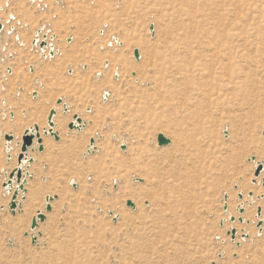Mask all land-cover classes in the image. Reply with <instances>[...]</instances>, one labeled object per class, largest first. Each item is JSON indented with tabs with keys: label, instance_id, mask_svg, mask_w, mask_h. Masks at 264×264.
Here are the masks:
<instances>
[{
	"label": "rangeland",
	"instance_id": "obj_1",
	"mask_svg": "<svg viewBox=\"0 0 264 264\" xmlns=\"http://www.w3.org/2000/svg\"><path fill=\"white\" fill-rule=\"evenodd\" d=\"M0 18V264H264V186L253 183L256 165L248 160L264 162V0H0ZM203 32L223 39L213 76L210 52L192 56L174 47ZM60 98L69 110L59 105L55 122L71 118L60 139H50L60 144L92 130L69 165L46 144L44 152L30 149L42 160L26 164L31 176L14 212L19 184L8 180L21 149L10 156L5 136L18 127L23 142L35 123L47 125ZM75 114L87 122L70 130ZM159 133L172 142L160 146ZM123 136L126 144L115 140ZM177 145L190 158L187 180L176 179L179 166L170 161ZM140 190L145 195H128ZM152 191L156 203L146 197ZM249 191L255 202L242 214L238 205ZM225 192L235 222L225 221ZM49 194L57 196L51 211ZM40 209L46 219L33 240Z\"/></svg>",
	"mask_w": 264,
	"mask_h": 264
},
{
	"label": "bare ground",
	"instance_id": "obj_2",
	"mask_svg": "<svg viewBox=\"0 0 264 264\" xmlns=\"http://www.w3.org/2000/svg\"><path fill=\"white\" fill-rule=\"evenodd\" d=\"M0 22H1V18H0ZM2 23V22H1ZM4 25V24H3ZM152 25H154V24H152ZM40 29H42L43 30V28H40ZM39 30V29H38ZM38 30L36 31V39H37V37H39V35L40 34H37L38 33ZM151 30H154V29H151ZM154 32V31H153ZM42 34V33H41ZM52 36V38L54 37L53 35H51ZM214 36H216V35H212L211 33H209V32H203L202 34H200V35H184V36H182L180 39H179V43L176 45H174V47H175V49L177 50V49H183L184 51H186L187 53H189L190 55H198V54H202L204 51H207V52H210V55H211V62H210V67L212 68V71L210 72V75L211 76H213L215 73H216V71L215 70H213V69H215L218 65H219V61H218V56H219V54L221 53V50H222V48H221V42H222V40L223 39H219V40H217V38H215ZM115 39H116V37H114ZM113 38V39H114ZM20 39V38H19ZM22 39V38H21ZM70 39V40H69ZM114 39V40H115ZM71 40H72V37H70V38H68V42H71ZM37 41H38V39H37ZM112 41V40H111ZM109 42L108 41V44H110V45H112V43H114V42ZM19 42V41H18ZM21 42V41H20ZM115 42L116 43H120L121 41H119L118 39H116L115 40ZM38 43H40V41H38L37 43H36V45L38 44ZM121 44H122V42H121ZM120 44V45H121ZM51 47V46H50ZM49 47V48H50ZM43 49H46V48H43ZM136 49H138V48H136ZM148 50V49H147ZM198 53V54H197ZM49 55H50V53H49ZM48 57V56H47ZM229 57V56H228ZM140 58H141V56H140ZM229 59H231L230 57L228 58V60ZM138 60H140V59H138ZM225 60V59H224ZM121 60H119V64L122 66V65H126L123 61H121ZM231 62V61H230ZM200 64H202L201 63V61H200ZM229 64V63H228ZM119 65V66H120ZM179 65V66H178ZM178 65H176V64H174V66H176L177 67V69H178V67H180V64H178ZM83 66V65H82ZM85 68H87V66L85 65L84 66ZM230 67V66H229ZM229 67H227V70L229 69ZM143 68V67H142ZM117 69V68H116ZM118 69H120V68H118ZM118 69L117 70H115L116 71V75L118 76ZM177 75H179V74H182V72L178 69V71L177 72H175ZM100 74H102V73H99L98 72V74L97 75H100ZM227 75V74H226ZM228 76H230L229 74H228ZM180 78V77H179ZM135 79H138V77L136 76V78ZM139 80V79H138ZM187 85V84H186ZM188 88H189V86H188ZM105 92V94L103 95V96H107L108 95V93H107V91L105 90L104 91ZM188 93H189V90H188ZM35 96H37V95H35ZM63 105L65 104L64 103V100H63V103H62ZM200 104V103H199ZM58 105V104H57ZM61 105V104H60ZM198 106H200V105H198ZM54 108H57V114H58V108H59V105H58V107H54ZM53 109V108H52ZM69 110V109H68ZM68 112V111H67ZM82 113V112H81ZM79 115V114H78ZM80 117L82 118V116H81V114H80ZM84 117L85 116H83V118H82V120L84 119ZM56 118V117H55ZM74 118V117H73ZM86 119V118H85ZM37 120H40V118H37ZM55 120V119H54ZM74 120V119H73ZM67 122H68V118L67 117H63V118H60V120L58 121V122H55V126H54V131L59 135V134H62L65 130H66V125H67ZM83 122H84V124H86V121L85 120H83ZM43 123H45V122H43ZM83 124V125H84ZM108 124V123H107ZM110 124V123H109ZM110 126V125H109ZM31 127H33V126H31ZM40 127V126H39ZM47 128V125L46 126H43V127H41V129L42 128ZM108 127V126H107ZM228 128L229 129V131H230V125L229 124H225L224 125V128ZM3 127H1V129H0V137L2 136V133H3ZM40 129V130H41ZM94 129V128H93ZM17 130L19 131V129H18V127H17V129H16V132L14 133V136H15V139H14V141H12V142H10V141H7L6 139V144H5V147H6V151H10V153H9V155L10 156H12V153H11V151L15 154V153H18L19 152V150L21 149V144H22V142H21V138H20V134H18V132H17ZM92 130V128L91 129H88V131L85 133H83V134H81L80 136H76V135H70V137L69 138H67V137H65L63 140H61V142H60V144H57V143H55L52 139H50V138H48V137H46V138H44V143L48 146V148H50V151L53 153L54 151L56 152V151H59V153H60V155L62 156V158H64V159H60L59 160V158L57 159V160H59V162L60 161H63L64 163H67L66 165H69L68 163L70 162V161H72V159L74 158V151L76 150V149H78L79 147H80V145L83 143V142H85V139L87 138V133H90V131ZM98 130V129H97ZM43 131H44V129H43ZM72 132V131H71ZM7 134H9V133H7ZM41 134H42V132H41ZM160 134V133H159ZM158 134V135H159ZM99 136H102L101 134H98ZM166 136V135H165ZM43 138V137H42ZM230 138V134H229V137H228V139ZM91 139H94V138H91ZM130 139V138H129ZM15 140H18V142H17V146H20V148L19 147H17V148H15L14 147V142H15ZM115 140H117L118 142H120L121 144H126L127 143V140H128V138H126V136H123V137H117ZM137 140V139H136ZM12 143V144H11ZM18 143H20V145H18ZM95 143H90V148H91V150L93 149V147H96V145H94ZM35 145L37 146V139L35 140ZM94 145V146H93ZM93 146V147H92ZM140 146V145H139ZM178 147H177V149H176V153L172 156V159L170 160L172 163H174V165H178L179 166V176L178 177H176V179L177 180H179V178H186V180H187V177H188V175H189V171H188V168L187 167H185L184 165H186V161L188 160V159H190V158H188L187 157V154H186V156H185V153H184V151H185V149H183V151H181L180 150V146L179 145H177ZM90 148H89V150H90ZM13 149V150H12ZM129 149V148H128ZM126 150L127 152L129 151V150ZM138 150V149H137ZM142 150H144V148H142ZM28 154L30 155V150L28 151ZM57 154V153H56ZM195 155H196V157H199V153H194ZM58 155V154H57ZM56 155V156H57ZM132 155V154H131ZM159 156H160V154L159 153H153V158L154 159H160L159 158ZM192 156H194L193 154H192ZM144 157V156H143ZM145 157H146V155H145ZM145 160V159H144ZM156 160V161H157ZM132 163H138L137 161H136V158H131V160H130ZM199 161V160H198ZM252 162H254V164L257 166L258 165V162H260V160H255V161H252ZM63 163V165H65ZM191 164V163H190ZM195 164V163H194ZM26 166V165H25ZM25 166H24V175H26V173L28 174L29 172L26 170V168H25ZM148 166V165H147ZM149 166H150V168H151V170H152V172H153V170H154V166L153 165H150V163H149ZM126 167V166H125ZM150 168H148V169H150ZM130 169H132V167L131 168H126V169H124L123 171H124V174H127L128 173V171L130 170ZM263 173V172H262ZM262 173H261V175H262ZM30 174V173H29ZM133 174V173H132ZM133 175H137V174H133ZM261 175H260V177H258V179H257V184L259 183H261V181L263 180V178L261 177ZM189 178V177H188ZM156 179V178H155ZM148 181V180H147ZM153 181V180H152ZM238 182V181H237ZM71 183H75V182H73V180H71ZM186 184H187V182H186ZM185 184V185H186ZM236 184H238V183H236ZM235 184V185H236ZM150 185V184H149ZM239 187H240V189L241 190H243L244 188H242V187H246L245 185H243V184H241V185H239ZM154 188V187H153ZM152 188V190H154ZM149 189V188H148ZM259 190V192H261V193H264V191L263 190H260V189H258ZM146 191H147V189H146ZM250 192V191H249ZM248 192V193H249ZM225 193H227V192H225ZM224 193V194H225ZM240 193V192H239ZM238 193V194H239ZM20 194V193H19ZM224 194H223V201H224V205L226 204V201L224 200ZM128 195L130 196V197H136V196H138V195H145V192H144V190L142 191V190H140L139 192H131V191H129L128 192ZM229 195V194H228ZM179 196H180V194H179ZM260 196H262V195H260ZM264 196V195H263ZM146 197L147 198H150L151 200H152V202L153 203H156V200H157V194L154 192V194H153V191H152V195H151V192L150 193H148L147 192V194H146ZM248 197L251 199H246L245 198V196H244V198H245V202H241L240 204H243L244 206H245V204H249V205H252L254 202H255V198H251L249 195H248ZM254 197H255V195H254ZM160 198V197H159ZM163 198H165V197H163ZM184 198H185V196H184ZM188 198V197H187ZM244 198L243 199H239V200H244ZM229 199H230V195H229V198H228V201H227V204H228V209L227 210H225L224 209V206H223V209H224V212L225 213H227V216L228 217H226V220L225 221H227V219H229L230 220V222H235V221H232L231 220V217L232 216H234V215H232V211H231V209H230V206H229ZM46 200V199H45ZM18 201V200H17ZM166 201V200H165ZM177 202H178V200H176ZM247 201H249V202H247ZM251 202H253V203H251ZM19 203V202H18ZM239 204V205H240ZM166 205L168 206L169 205V202H167L166 203ZM165 205V206H166ZM238 205V206H239ZM179 206H185V203H184V201L183 200H181L180 202H178V206H177V208H179ZM261 206V205H260ZM259 206V207H260ZM262 207V206H261ZM184 208H186V206L184 207ZM142 209V208H141ZM262 209H263V207H262ZM159 210V209H158ZM245 210H246V208H245ZM38 211H43L42 209H40V210H38ZM38 211H37V213H38ZM44 212V211H43ZM141 212H142V210H141ZM141 212H138V213H140L141 214ZM245 213V212H244ZM243 213V214H244ZM115 215H117V214H115ZM257 215V214H256ZM141 217H142V215H140ZM139 216V217H140ZM137 217V216H136ZM129 218H131L130 216H129ZM244 218V217H243ZM257 218H259L258 216H257ZM262 218V217H261ZM130 220H132V219H130ZM260 220V219H259ZM128 222H130L129 220H128ZM134 222V221H133ZM259 222V221H258ZM131 223H132V221H131ZM221 225H223L224 224V220H221ZM243 223H247V224H249L250 223V220H248V219H245L244 218V222ZM133 225V224H132ZM133 227H135V226H133ZM38 228V227H37ZM36 228V229H37ZM235 227H233V228H231V230L229 231V232H231L233 229H234ZM259 229H260V233L262 232V227H258ZM32 229V228H31ZM236 230H237V234H238V229L237 228H235ZM244 230H242V231H246L248 228L247 227H244L243 228ZM32 230H35V229H32ZM135 230V229H134ZM133 230V231H134ZM249 230V229H248ZM247 230V231H248ZM132 231V232H133ZM136 231V230H135ZM34 234H32V238H33V236H35L36 237V233H37V230H35L34 232H33ZM136 233H137V231H136ZM243 234H247V236H245L244 238H243V234H242V238L243 239H246V238H248V233H245V232H242ZM237 234H236V236H237ZM233 240H235V239H233ZM239 244H241L240 242H238ZM237 243V244H238ZM79 246V245H78ZM224 255V251H222V253L221 254H219V256H220V258H222V256ZM212 262H216V261H212ZM212 262H211V264H212Z\"/></svg>",
	"mask_w": 264,
	"mask_h": 264
},
{
	"label": "water",
	"instance_id": "obj_3",
	"mask_svg": "<svg viewBox=\"0 0 264 264\" xmlns=\"http://www.w3.org/2000/svg\"><path fill=\"white\" fill-rule=\"evenodd\" d=\"M3 27H4L3 24L0 22V36H1L2 30H3ZM151 29H154V25H151ZM47 44H48V42L44 41L43 44H41V46L43 47V46H46ZM51 54L53 55L54 52L52 51ZM134 54H135V57L137 59H140V50L139 49H135ZM9 71L11 72V68H9ZM62 103H63V99L62 98L58 99L57 104L60 105ZM64 109L67 112L69 108L67 105H65ZM56 116H57V108L51 109L49 116H48V127L44 128V134L52 135L56 139H60L59 135L54 131V126H55V120L54 119ZM73 119L74 120L69 124V128L70 129H81L83 127L84 122H83L82 118L80 117V115L75 114ZM5 138L7 141L12 142V141H14L15 136L13 133H9V134H6ZM22 139H23V142L21 144L22 145L21 152L18 154V165L15 169L12 170V172L9 175V180H8L9 186H12L14 181H17L19 184L18 189L14 192V195H13V198H12V201L10 204V206L14 212L16 211V207L18 206L17 200H18L20 190L23 192L26 191L25 185L27 183V176L30 175L27 173H26V175H24V166L27 163H30L34 160L31 156H29L28 151L30 149L36 148L35 147V140L36 139H37L38 149L39 150L44 149L43 138H42L41 130H40V127L38 124H35L33 127L28 128L25 131ZM157 140H158V144L160 146L169 145L172 142V140L169 137L165 136L163 133H160L158 135ZM94 142H95V139H91V143L93 144ZM18 145H20V143H18ZM248 160L249 161H255V160H257V158H256V156H252V157L248 158ZM263 171H264V162L260 161V162H258V165L256 166L255 178L253 179V183L257 184V179H258V177H260V175ZM262 183L264 186V178L262 180ZM73 185H74V187H77V183H74ZM235 188H238V184L235 185ZM248 195L252 199L254 198V192L253 191H250L248 193ZM238 196L240 199H243L244 193L240 192L238 194ZM56 198H57L56 195H50L49 194L46 196V210L47 211L52 210V204L51 203L54 200H56ZM228 198H229L228 193H225L224 194V200L226 201V204L224 205L225 210L228 209V204H227ZM259 198H264V196L263 195L259 196ZM247 202H249V201H247ZM251 203H253V202H251ZM127 204L133 208L136 207V204L131 199L127 200ZM238 211L243 214L246 211L245 206L243 204H240L238 206ZM262 214H263V209L260 206V207H258L257 216L260 218L262 216ZM45 219H46V214L43 211H38L37 215L32 219L31 228L36 229L39 225V222L44 221ZM236 219L237 218L235 216L231 217L232 221H236ZM238 219L241 223L244 222V218L242 216H240ZM263 221L264 220L262 218H260V220L258 222V227L262 226ZM229 233L232 234V237L234 239L236 238L237 230L235 228ZM245 236H247V234H243V238ZM35 239H36V237L33 236V240H35ZM212 264H216V262H212Z\"/></svg>",
	"mask_w": 264,
	"mask_h": 264
},
{
	"label": "crops",
	"instance_id": "obj_4",
	"mask_svg": "<svg viewBox=\"0 0 264 264\" xmlns=\"http://www.w3.org/2000/svg\"><path fill=\"white\" fill-rule=\"evenodd\" d=\"M65 105H68L67 103H65L64 104V107H65ZM48 116H49V114H48ZM66 116H68V121H69V119L71 118V116L70 115H66ZM70 116V117H69ZM44 119V118H43ZM46 121H47V127H48V117L46 118ZM86 121V120H85ZM40 122V121H39ZM87 122V121H86ZM35 124H38V123H35ZM34 124V125H35ZM33 125V126H34ZM39 126H40V129H41V122H40V124H38ZM86 125V124H85ZM67 127H68V122H67ZM45 128V127H44ZM44 128H42L41 129V132H43L44 133V131H43V129ZM82 129V128H81ZM70 130H73V129H70ZM45 135V137H49V138H51L50 136H52V135H46V134H44ZM69 135H70V133H69ZM68 135V136H69ZM42 137H43V145H44V147L46 148V149H48L47 147H46V145H45V143H44V136H43V134H42ZM52 137H54V136H52ZM59 137H61L60 135H59ZM56 139V138H55ZM56 140H59V139H56ZM60 142V141H59ZM58 143V142H57ZM33 151H36V150H38L39 152H44V149L43 150H39L38 149V147L37 148H35V149H32ZM47 154V153H46ZM29 156H31L34 160L32 161V162H30V163H28L27 164V166H30V165H32L33 163H35V162H38L39 160H42V156H39V155H35L34 153H33V155H29ZM40 157H41V159H40ZM29 173H30V171H29ZM28 173V174H29ZM29 176H31V173H30V175ZM239 193V192H238ZM244 193V192H243ZM244 196H245V194H244Z\"/></svg>",
	"mask_w": 264,
	"mask_h": 264
},
{
	"label": "built area",
	"instance_id": "obj_5",
	"mask_svg": "<svg viewBox=\"0 0 264 264\" xmlns=\"http://www.w3.org/2000/svg\"><path fill=\"white\" fill-rule=\"evenodd\" d=\"M3 26H4V25H3ZM41 33H42V29H39L37 34H41ZM46 38H47V36L45 35V39H46ZM34 42L37 43V39H35ZM46 46H47V47H48V46H53V44L50 45V44L48 43ZM51 52H52V51H51Z\"/></svg>",
	"mask_w": 264,
	"mask_h": 264
}]
</instances>
